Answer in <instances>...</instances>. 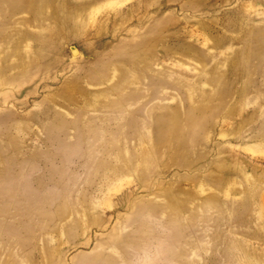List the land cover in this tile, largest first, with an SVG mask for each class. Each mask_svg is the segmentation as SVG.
I'll return each instance as SVG.
<instances>
[{
    "label": "rangeland",
    "instance_id": "1",
    "mask_svg": "<svg viewBox=\"0 0 264 264\" xmlns=\"http://www.w3.org/2000/svg\"><path fill=\"white\" fill-rule=\"evenodd\" d=\"M101 260L264 264V0H0V264Z\"/></svg>",
    "mask_w": 264,
    "mask_h": 264
},
{
    "label": "bare ground",
    "instance_id": "2",
    "mask_svg": "<svg viewBox=\"0 0 264 264\" xmlns=\"http://www.w3.org/2000/svg\"><path fill=\"white\" fill-rule=\"evenodd\" d=\"M147 257H149V258H152L153 257V254H151V255H149V256H147ZM146 260H148V259H146ZM140 261H142L143 263H144V257L142 258V260H140ZM103 260H101L100 261V264H103ZM106 264V263H105Z\"/></svg>",
    "mask_w": 264,
    "mask_h": 264
},
{
    "label": "water",
    "instance_id": "3",
    "mask_svg": "<svg viewBox=\"0 0 264 264\" xmlns=\"http://www.w3.org/2000/svg\"><path fill=\"white\" fill-rule=\"evenodd\" d=\"M73 52H76V49H74Z\"/></svg>",
    "mask_w": 264,
    "mask_h": 264
}]
</instances>
